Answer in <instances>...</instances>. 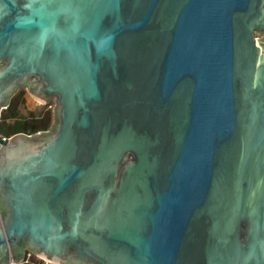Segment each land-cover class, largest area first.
I'll return each instance as SVG.
<instances>
[{"label": "water", "instance_id": "95a60500", "mask_svg": "<svg viewBox=\"0 0 264 264\" xmlns=\"http://www.w3.org/2000/svg\"><path fill=\"white\" fill-rule=\"evenodd\" d=\"M25 88L0 264H264V0H0V117Z\"/></svg>", "mask_w": 264, "mask_h": 264}, {"label": "trees", "instance_id": "16d2710c", "mask_svg": "<svg viewBox=\"0 0 264 264\" xmlns=\"http://www.w3.org/2000/svg\"><path fill=\"white\" fill-rule=\"evenodd\" d=\"M20 91L11 99L9 106L2 110L0 117V134H16L24 132L34 134L39 131L48 130L53 121L52 110H36L28 115L21 114L18 109L21 100ZM14 121L12 124L10 121ZM25 264V263H23Z\"/></svg>", "mask_w": 264, "mask_h": 264}, {"label": "rangeland", "instance_id": "374dc122", "mask_svg": "<svg viewBox=\"0 0 264 264\" xmlns=\"http://www.w3.org/2000/svg\"><path fill=\"white\" fill-rule=\"evenodd\" d=\"M259 34H256V36H258ZM20 91V94H22L20 96L21 100L19 101V105H18V109H19V112L21 114H25V115H28L29 112L31 111H38V112H41L43 111L44 109L45 110H52V115H53V121H54V107H55V100H53L52 102H50L49 104H46V103H43L41 101H39L38 99H36L32 94H30V92L28 91V89H21L19 90ZM18 91V92H19ZM52 121V123H53ZM14 121H10V123L12 124ZM24 133V132H23ZM14 134H0V137H11L13 136ZM29 250V249H27Z\"/></svg>", "mask_w": 264, "mask_h": 264}, {"label": "built area", "instance_id": "2783aa9c", "mask_svg": "<svg viewBox=\"0 0 264 264\" xmlns=\"http://www.w3.org/2000/svg\"><path fill=\"white\" fill-rule=\"evenodd\" d=\"M0 138L8 139L7 137H0ZM0 148H1V143H0ZM23 263H30V264H56V263L51 262L50 260H47V259L35 254L31 250H27V249H26L25 259L22 260L20 263H16V264H23Z\"/></svg>", "mask_w": 264, "mask_h": 264}, {"label": "crops", "instance_id": "0c3cea01", "mask_svg": "<svg viewBox=\"0 0 264 264\" xmlns=\"http://www.w3.org/2000/svg\"><path fill=\"white\" fill-rule=\"evenodd\" d=\"M25 264H30V263H25Z\"/></svg>", "mask_w": 264, "mask_h": 264}]
</instances>
